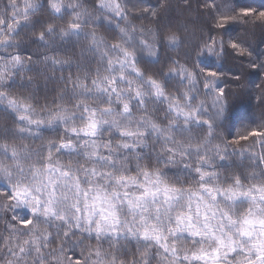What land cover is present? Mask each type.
Segmentation results:
<instances>
[{
  "label": "snow or ice",
  "instance_id": "snow-or-ice-1",
  "mask_svg": "<svg viewBox=\"0 0 264 264\" xmlns=\"http://www.w3.org/2000/svg\"><path fill=\"white\" fill-rule=\"evenodd\" d=\"M179 2L0 4V264H264V10Z\"/></svg>",
  "mask_w": 264,
  "mask_h": 264
},
{
  "label": "trees",
  "instance_id": "trees-1",
  "mask_svg": "<svg viewBox=\"0 0 264 264\" xmlns=\"http://www.w3.org/2000/svg\"><path fill=\"white\" fill-rule=\"evenodd\" d=\"M6 3H7V0H0V4H6ZM151 3L155 4L156 0H151ZM170 3H171V8L169 10V13L167 14V16L162 17V19H168L170 17H179L181 15V10L185 8V5L181 4L179 0H170ZM216 3L227 5L229 3V0H216ZM237 3L242 4V5H248L258 10H264V0H237ZM196 4H197V0H193V9H192L193 13L196 12ZM200 11H203L202 6L200 8ZM201 22H203V18H201ZM241 27L242 26L240 25H234L233 34H235L236 32H239L241 30ZM199 36H200L199 32H197L194 36H192L191 45L193 47L198 43ZM249 43L257 51L261 48H264V34H262L259 30H257L255 34L250 37ZM188 50H189L188 48L181 49L180 56H181L182 61H183V53L187 52ZM168 54L174 58L177 55L176 52H170ZM161 55L163 57V52L161 53ZM145 59H148V58L145 57ZM195 60H196V57L193 54L192 61L195 62ZM201 63L214 64V58L213 60H209V58L204 57L201 59ZM248 79H249V88L255 90L256 84L259 83L260 78L256 76L255 74H253ZM41 103H43V100H41ZM256 105H257V101L255 100L254 97L247 98L243 102H237L236 109H235L237 112L236 121L234 122V124L237 126L239 125L240 117H246L245 122H247V120H256L258 122L262 110L258 108ZM232 131H233V134H235L236 128L233 127ZM257 152H259V149H257Z\"/></svg>",
  "mask_w": 264,
  "mask_h": 264
}]
</instances>
